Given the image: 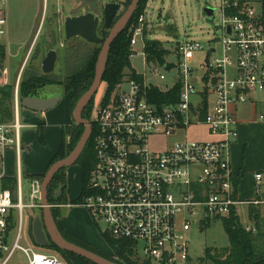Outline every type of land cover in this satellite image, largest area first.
I'll return each instance as SVG.
<instances>
[{"label":"built area","instance_id":"built-area-1","mask_svg":"<svg viewBox=\"0 0 264 264\" xmlns=\"http://www.w3.org/2000/svg\"><path fill=\"white\" fill-rule=\"evenodd\" d=\"M48 1L43 0L44 6ZM7 3L0 0V44L6 35ZM210 8V21L216 11L219 16L222 59L214 56L215 47H209L195 70L191 62L204 46L183 39L174 43L170 54L174 62L148 63L143 27L145 20L151 22L146 8L130 28V46L133 56L134 47L140 45L150 79L126 76L107 100L92 109L95 163L88 194L79 204L95 222L104 224L103 234L129 243L135 257L149 264H188L187 233L193 227L222 222L230 215L239 219V208L246 209L248 218L249 208L264 213L263 175L253 176L257 197L241 200L231 166V149L238 139L236 109L259 104L254 121L264 123V0H219L216 8ZM22 71L23 67L14 83L12 118L0 123V167L6 150L15 152L16 163L14 191L0 188V264H67L55 253L39 251L37 244V249L21 245L23 212H33L31 223L42 208L40 178L27 177V203L22 193V130L26 128L19 119ZM9 83L3 67L0 88ZM176 86L174 103H160L153 95L156 89L172 93ZM256 96L263 99L257 101ZM194 128H205L211 140H189L187 131ZM159 136L172 141L165 149L153 150ZM1 178L6 177L0 172Z\"/></svg>","mask_w":264,"mask_h":264},{"label":"rangeland","instance_id":"rangeland-1","mask_svg":"<svg viewBox=\"0 0 264 264\" xmlns=\"http://www.w3.org/2000/svg\"><path fill=\"white\" fill-rule=\"evenodd\" d=\"M119 1L121 4V11L117 18H119L129 6V4L127 5V0ZM218 4L219 0H148L146 9L148 13L147 19L151 24L145 20L143 27L144 36L149 40L161 42L163 48L169 50L170 53L174 51V43L178 40L190 39L191 41L199 42L204 46V49L196 53L191 62V65L197 70V65L202 63L206 58V51L209 47H215L217 54L214 56L222 59L221 46L219 44L221 33L218 28V12H215L212 21H209V18L203 12L205 6L214 9ZM11 6L13 7L10 8ZM102 10L103 7L97 0H49L45 6L43 0H8L6 5V35L0 44L4 47L5 54L2 59L0 58V64L8 71L9 85H14L22 67V78L24 74L30 70H35L37 73L42 74L41 61L49 50H54L57 55L55 69L51 74L60 79H63L65 75L70 72L82 68L86 62L87 56L94 50H100L101 46L88 44L79 38L66 41L63 34L64 19L70 14L83 15L88 13L87 11H92L90 13H93L101 20ZM44 12L45 14H43ZM135 25L136 23H134V26ZM100 27L99 25V32L97 31V35H100V32H102ZM129 33H131L132 36L133 31ZM134 49H136V52L130 57L132 69H134L136 73L150 79V71L143 65L140 45L134 47ZM174 61L175 59L171 56L165 57V62ZM229 72H231V69ZM125 73H128V71ZM154 82L161 85L158 81ZM7 86L0 88V90L5 88L8 89L7 92H9L11 96V107L13 111L15 99L14 88ZM105 88L106 86L102 83L93 97V106L99 105L104 98ZM41 97L45 99L56 97L59 98L60 101L53 109L46 111V119L43 121L45 124L43 135L44 143H41L38 137H36L33 142L34 146L32 147V151L27 155L25 151L21 153V163L23 166L22 193L25 203L28 202L30 188L28 178L26 177L27 172L35 173L34 170L36 166L40 165V161H43L44 156L53 149V146L60 145L62 133L58 125L67 123L68 118L72 121V112L70 116L71 99L68 94L64 93L62 86L53 85L43 87L41 89ZM19 119L22 121L23 125L37 124V120L35 117L33 118L31 111L22 107L19 108ZM38 127L39 126H37V128ZM83 131L84 128L82 127V134ZM25 132H27V130L23 129L22 137ZM187 137L189 140L205 141L210 139H208L205 128L189 129L187 131ZM70 140V136L65 138L66 146L70 144ZM171 141L172 138L159 136L155 138L151 148L153 150L165 149L167 144ZM65 151H67V149H65ZM72 151L67 154V157ZM4 169L5 174L16 178L15 161L11 159L8 154L4 156ZM80 170L81 168L78 162L71 167L65 168L66 179L64 193L67 205H70V207L62 206L59 209V216L63 215L68 220L67 222L70 223V226L79 233V236L87 239L85 243L92 246L97 252L117 259L116 256H113V253L102 236L104 224L95 222L88 210L79 203L72 204L82 195L83 187ZM59 186H61V184ZM56 190L53 194V198L55 199ZM61 195L62 191L58 197ZM57 200H59V198ZM40 212H36L35 214ZM238 212L240 224L242 226L249 225L252 227L250 219L247 217L246 209L239 208ZM32 213L33 212L27 210L23 212V224L20 234L21 245L37 249L30 223ZM53 223L55 234L62 238L57 230V220L53 219ZM260 230H263L262 226ZM187 238L189 242L188 264H212L211 261L204 260L205 250L209 249L213 253L214 251H221L229 245L222 222H215L207 227H193L187 233ZM48 245L38 248V250L42 252H52L60 256V254L51 250Z\"/></svg>","mask_w":264,"mask_h":264},{"label":"trees","instance_id":"trees-1","mask_svg":"<svg viewBox=\"0 0 264 264\" xmlns=\"http://www.w3.org/2000/svg\"><path fill=\"white\" fill-rule=\"evenodd\" d=\"M148 0H140L138 9L134 13L133 17L129 21L127 27L123 32L114 40L111 44L106 63L105 69L102 76V83L106 86V91L104 94V100H107L116 85L122 81L123 78L128 76L131 79L139 80L141 77L132 69L130 64V57L132 55V49L130 46L131 39V30L130 28L134 26V23L137 22L139 16L144 13L147 7ZM130 4V1L127 2V5ZM120 17V16H119ZM101 34L99 38L104 42L105 38L108 35V32L104 30L102 25H100ZM99 29V27H98ZM98 31V30H97ZM99 32V31H98ZM145 38V36H144ZM144 52L146 54L147 62L158 63L164 65L165 57L169 56L171 53L169 50L163 48L161 42L157 40L144 39ZM101 46V45H99ZM101 50V49H100ZM100 50H94L90 55L87 56L85 64L82 68L70 72L65 75L63 79L50 74L43 75L37 73L35 70H30L26 72L20 79L18 94L20 98H42L41 89L46 86H62L64 93L68 94L71 99V112L73 111L76 102L79 98L90 88L95 73V66L97 57ZM5 54V49L0 45V58ZM172 66H168L171 68ZM128 73H125L127 72ZM23 75V73H22ZM8 86H11L8 84ZM7 86V87H8ZM14 88V85L11 86ZM8 89L0 90V123H5L11 120L12 118V107H11V96L7 92ZM179 87H175L172 93H164L159 90H154L153 95L160 103H174L178 98ZM92 106L93 98L83 112L82 117L89 122H92ZM82 126H76L75 124L71 126H65L61 129L62 133V143L48 164L45 172L42 175L35 176L43 179L44 174L48 168L55 162L65 159L67 154L70 153L77 145L81 136ZM94 134V128H93ZM38 139L41 143H44L43 130L41 126L37 128ZM70 136V144L65 145V138ZM67 149V151H65ZM78 164L81 168V179H82V195L81 197L73 202L72 204H77L81 201L82 197L88 194L86 189L90 174L94 168L95 156L92 148V136L90 137L85 149L83 150L80 158L78 159ZM65 169L59 171L53 177L51 184L48 187V202L51 206L67 205V200L65 197ZM62 185V195L59 200L53 198L54 191L58 188L59 185ZM16 185L15 178L6 177L0 179V188L1 189H10L14 191ZM61 207H51V213L54 220L59 217ZM249 219L252 224V229L246 231L244 227L240 224L238 217L230 215L228 218L222 220V225L227 236L228 247L223 248L221 251H214L213 253L207 249L204 252V260L211 261L212 264H264V231L260 230L262 223L264 221V213L260 208H250L249 209ZM209 224H205L204 227H207ZM58 232L62 236L63 240L67 243L81 247L89 252L97 254L107 260L115 262L117 264H149L146 261H141L135 257L132 248L129 243L124 241H115L108 237L107 234H102L107 246L113 253V256H116L117 259H113L107 255H103L97 252L94 248L87 245L86 243L78 240L77 238L67 234L59 227L57 228ZM48 247L54 252L60 254L61 258L67 264H93L84 258L75 256L68 252H65L57 248L52 243H49ZM214 254V255H212Z\"/></svg>","mask_w":264,"mask_h":264},{"label":"water","instance_id":"water-1","mask_svg":"<svg viewBox=\"0 0 264 264\" xmlns=\"http://www.w3.org/2000/svg\"><path fill=\"white\" fill-rule=\"evenodd\" d=\"M130 1L129 6L119 17L121 11V4L119 0H108L104 4L102 10V19L95 16L93 13H86L74 17H66L63 22V34L66 41L74 38H79L88 44L101 45V50L97 57L94 79L90 88L79 98L72 111V120L76 126L84 128L83 134L73 149L72 153L65 159L53 163L43 176L41 183V212L34 215L31 222L32 235L35 243L44 247L52 243L57 248L73 254L75 256L84 258L93 264H117L107 260L97 254L89 252L81 247L67 243L60 236L54 232V223L51 213V205L48 202V187L51 184L53 177L62 169L75 165L80 158L83 150L85 149L92 131L91 123L82 117L83 112L90 103L91 99L96 94L100 85L102 84V76L105 69V63L111 44L127 27L129 21L133 17L140 0H127ZM203 12L207 17L212 15L213 10L205 6ZM116 20V21H115ZM210 21V19H209ZM99 25H102L104 30L108 32L104 42L97 35ZM57 55L54 50H49L43 60L41 61V73L43 75H50L55 69ZM3 65L0 64V70ZM60 99L53 98H20V106L28 111L34 113H42L53 109ZM62 190V185L59 186L55 192L57 199Z\"/></svg>","mask_w":264,"mask_h":264},{"label":"crops","instance_id":"crops-1","mask_svg":"<svg viewBox=\"0 0 264 264\" xmlns=\"http://www.w3.org/2000/svg\"><path fill=\"white\" fill-rule=\"evenodd\" d=\"M97 1H99L102 7L104 6L105 3L108 2V0H97ZM12 7L13 6H11L10 8ZM87 12H92V11H87ZM79 15L81 14H70L67 15L66 17H74ZM169 56L173 57L172 55ZM254 99L259 101L263 98L261 96H256L254 97ZM260 107L261 106H259V104L257 106H254L252 104H245L239 106L235 111L238 119V127H237L238 139L233 144L231 149V166L236 177L235 185H236L238 197L239 199L245 201H251L257 197L255 190V181L253 177L254 174L256 173H261L263 175L262 183L260 185V198L264 199V123H257L254 121ZM31 115H33V118L34 117L36 118L37 124L25 125L26 126L25 129L27 130V132H25L22 137V143L24 148L23 151H25L26 155L32 151V147L34 146L33 142L35 141V138L38 137L37 126H41L44 135L45 124L43 121L46 119V112H42L40 114L31 112ZM70 116H71V108H70ZM73 124H74L73 120L71 121L70 118H68L67 123L58 125L60 126V132L63 127L71 126ZM209 138L210 136L208 135V139ZM209 140H211V138ZM61 143L62 140L60 142V145ZM60 145L58 144L53 146V149L44 156L43 161L42 160L40 161V165L38 164L39 166H36L34 170L35 173L27 172L26 177H35L42 175L45 172L51 159L59 149ZM7 154L11 159H14L15 161L14 151L12 150L4 151L0 172L3 173L5 177H12L10 175L5 174L4 172L5 171L4 156ZM22 170H23V166L22 163H20L21 174H22ZM56 220L58 222L56 226L61 228L64 232L77 238L78 240L84 243L87 242L86 241L87 239L85 237L79 236V233L70 226V223L67 222L68 220L63 215L59 216ZM262 228L264 231V221L262 223Z\"/></svg>","mask_w":264,"mask_h":264}]
</instances>
